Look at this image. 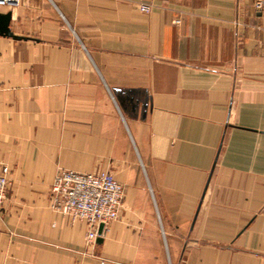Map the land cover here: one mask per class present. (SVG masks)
Instances as JSON below:
<instances>
[{"label": "crops", "instance_id": "0c3cea01", "mask_svg": "<svg viewBox=\"0 0 264 264\" xmlns=\"http://www.w3.org/2000/svg\"><path fill=\"white\" fill-rule=\"evenodd\" d=\"M19 1L0 12L36 40L0 37V264H264V9ZM61 169L124 188L95 248L48 206Z\"/></svg>", "mask_w": 264, "mask_h": 264}, {"label": "built area", "instance_id": "2783aa9c", "mask_svg": "<svg viewBox=\"0 0 264 264\" xmlns=\"http://www.w3.org/2000/svg\"><path fill=\"white\" fill-rule=\"evenodd\" d=\"M19 6V0H0V8L15 10ZM254 8L263 10L264 0H255ZM139 9L149 12L151 6L140 4ZM9 176V167L3 166L0 171V215L9 192ZM50 195L56 211L87 224L86 244L95 248L107 226L119 218L125 191L109 172L78 173L61 169L53 180ZM100 225L104 226L102 235H99Z\"/></svg>", "mask_w": 264, "mask_h": 264}, {"label": "water", "instance_id": "95a60500", "mask_svg": "<svg viewBox=\"0 0 264 264\" xmlns=\"http://www.w3.org/2000/svg\"><path fill=\"white\" fill-rule=\"evenodd\" d=\"M12 12L3 13L0 12V37L9 38L15 41H28V40H36L33 38H29L26 36H21L16 34L11 27L12 23ZM146 109V105H145ZM104 226L100 225L99 227V235H102ZM98 244H101L103 242V238L100 237L97 240Z\"/></svg>", "mask_w": 264, "mask_h": 264}, {"label": "rangeland", "instance_id": "374dc122", "mask_svg": "<svg viewBox=\"0 0 264 264\" xmlns=\"http://www.w3.org/2000/svg\"><path fill=\"white\" fill-rule=\"evenodd\" d=\"M1 9V8H0ZM5 166H7V165H5ZM8 167V166H7ZM10 169V168H9ZM9 178H10V185H9V192L8 193H10V191L12 190V188H13V186H14V181L12 180V171L10 170V176H9ZM20 183H27L26 181L25 182H20ZM33 183H36V182H33ZM53 183V182H52ZM52 186V185H51ZM7 199H8V195H7ZM7 199H6V201H7ZM24 200V199H23ZM6 201H5V203H6ZM5 205V204H4ZM48 206H49V208H50V210H52L53 212H55V213H57V214H60V215H62V216H66V215H64V214H62V213H60V212H58V211H56V209H55V207H54V205H53V202H52V200H51V195L48 197ZM2 212H3V210H2ZM2 212H1V215H2ZM1 215H0V218H1ZM67 217H69V216H67ZM71 220H73V221H81V220H74V219H72L71 217H69ZM81 222H83V221H81Z\"/></svg>", "mask_w": 264, "mask_h": 264}]
</instances>
